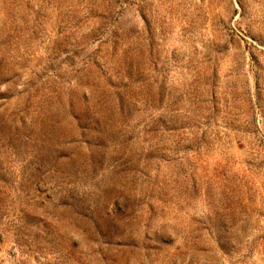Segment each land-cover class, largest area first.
Returning a JSON list of instances; mask_svg holds the SVG:
<instances>
[{
    "label": "rangeland",
    "instance_id": "1",
    "mask_svg": "<svg viewBox=\"0 0 264 264\" xmlns=\"http://www.w3.org/2000/svg\"><path fill=\"white\" fill-rule=\"evenodd\" d=\"M0 264H264V0H0Z\"/></svg>",
    "mask_w": 264,
    "mask_h": 264
}]
</instances>
